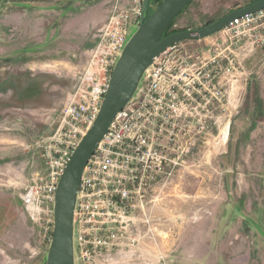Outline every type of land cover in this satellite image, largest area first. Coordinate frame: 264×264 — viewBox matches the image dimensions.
I'll use <instances>...</instances> for the list:
<instances>
[{
    "label": "rangeland",
    "instance_id": "1",
    "mask_svg": "<svg viewBox=\"0 0 264 264\" xmlns=\"http://www.w3.org/2000/svg\"><path fill=\"white\" fill-rule=\"evenodd\" d=\"M112 1L1 0L0 264H45L50 207L30 195L44 172L39 142L53 134L94 47L92 10L107 17ZM251 1L193 0L170 30L199 29ZM157 6L151 0L148 12ZM237 75L229 124L201 132L199 153L147 198L150 223L137 211L97 264H264V46L239 58Z\"/></svg>",
    "mask_w": 264,
    "mask_h": 264
},
{
    "label": "built area",
    "instance_id": "2",
    "mask_svg": "<svg viewBox=\"0 0 264 264\" xmlns=\"http://www.w3.org/2000/svg\"><path fill=\"white\" fill-rule=\"evenodd\" d=\"M111 4L93 36L94 47L74 96L57 117L53 134L39 142L44 172L36 173L30 195L38 206L50 207L48 242L60 177L99 113L112 70L142 14V0ZM263 29L264 10L231 22L222 31L224 47L215 45L204 54L183 41L153 61L81 175L73 214L75 264L106 259L123 239L118 233L121 226L134 223L137 211L143 214L141 223H150L144 213L147 198L155 196L159 184L167 186L186 160L199 153L201 132L214 125L218 115L227 117L225 85L237 70L233 52L248 40L259 44L257 33Z\"/></svg>",
    "mask_w": 264,
    "mask_h": 264
},
{
    "label": "water",
    "instance_id": "3",
    "mask_svg": "<svg viewBox=\"0 0 264 264\" xmlns=\"http://www.w3.org/2000/svg\"><path fill=\"white\" fill-rule=\"evenodd\" d=\"M191 1L163 0L147 16L149 0H142L141 17L112 70L99 113L73 151L60 177L53 204L54 224L45 264H75L73 214L81 175L115 116L134 97L144 73L153 61L172 45L206 39L223 31L234 20L264 10V0H257L227 13L209 25L178 31L163 38L171 22Z\"/></svg>",
    "mask_w": 264,
    "mask_h": 264
},
{
    "label": "crops",
    "instance_id": "4",
    "mask_svg": "<svg viewBox=\"0 0 264 264\" xmlns=\"http://www.w3.org/2000/svg\"><path fill=\"white\" fill-rule=\"evenodd\" d=\"M13 4H17L18 2L29 4L30 1L33 0H13ZM93 13L97 14L95 21L96 28L101 25V23L104 21L106 16H104V11L100 9L97 10H92ZM7 24V23H6ZM8 25V24H7ZM223 34L222 36H219V38H214L213 40L211 37H208L206 39H202L199 41H190L191 48L197 51H201V53L206 54L208 50H210L213 46L215 45H220L221 47H224L226 44L225 39H224V33L220 32ZM258 36H261V41L259 44H257L254 41L248 40L242 43L241 46L237 47L235 51L233 52L235 54L237 63L239 61V58H252L254 57V54H256L257 49L259 47L264 46V35H261V33H257ZM93 44V41L91 40L90 45ZM91 47V46H90ZM47 85H44L46 87ZM227 88V93H228V110H229V115L231 114L232 111L236 109V99L238 95V75H237V70L236 73L229 79L228 83L225 85ZM231 92V93H230ZM217 115V113H216ZM224 115H218L217 118L214 119L215 124L218 126H227L229 123L225 120ZM126 257V256H125ZM127 259V257H126ZM125 260V259H124ZM126 261V260H125ZM123 264H130L129 262L123 263ZM153 264H157V259L153 257Z\"/></svg>",
    "mask_w": 264,
    "mask_h": 264
},
{
    "label": "trees",
    "instance_id": "5",
    "mask_svg": "<svg viewBox=\"0 0 264 264\" xmlns=\"http://www.w3.org/2000/svg\"><path fill=\"white\" fill-rule=\"evenodd\" d=\"M150 1H151V0H149V2H148V7H149V4H150ZM162 1H163V0H154L155 3H158V6L160 5V3H161ZM192 1H193V0H192ZM192 1H191V2H192ZM255 1H257V0H252L250 4H252V3L255 2ZM191 2H190V3H191ZM190 3H188V5H189ZM250 4H249V5H250ZM188 5H187V6H188ZM187 6H186V7H187ZM186 7H185V8H186ZM185 8H184V9H185ZM184 9H183V10H184ZM183 10H182V11H183ZM151 13H152V12H150V13L148 12V8H147V16H149ZM181 13H182V12H181ZM181 13H180V14H181ZM180 14H179V15H180ZM179 15H178V16H179ZM174 20H175V19H174ZM174 20L171 22V24H170V25L168 26V28L166 29V31H165V33H164V35H163V38H165V37H167V36H169V35H171V34H173V33H175V32L183 31V30H184V29H182V30L171 31L170 28H171V26L173 25ZM209 24H211V23H208L207 25H209Z\"/></svg>",
    "mask_w": 264,
    "mask_h": 264
},
{
    "label": "bare ground",
    "instance_id": "6",
    "mask_svg": "<svg viewBox=\"0 0 264 264\" xmlns=\"http://www.w3.org/2000/svg\"><path fill=\"white\" fill-rule=\"evenodd\" d=\"M231 93V92H230ZM224 136V135H223ZM225 140H226V138H225ZM223 142V141H222ZM225 142V141H224Z\"/></svg>",
    "mask_w": 264,
    "mask_h": 264
}]
</instances>
